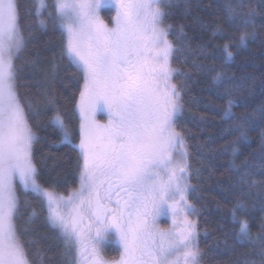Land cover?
<instances>
[{
	"label": "snow or ice",
	"instance_id": "snow-or-ice-1",
	"mask_svg": "<svg viewBox=\"0 0 264 264\" xmlns=\"http://www.w3.org/2000/svg\"><path fill=\"white\" fill-rule=\"evenodd\" d=\"M31 14L39 26L49 22L61 29L60 61L67 60L80 73L75 110L79 114V188L64 197L38 180L33 161L36 134L19 95L17 61L26 47L18 0H0V264H43V257L29 255L35 241H24L17 226L20 200L16 181L25 193L45 203L46 222L61 239L64 264H203L197 228L191 219L197 209L189 201L190 183L186 143L178 131L181 94L173 75L175 51L166 25L171 0H32ZM102 8L114 9L111 24ZM245 9H248L245 11ZM226 14L245 27L255 26V12L244 0H229ZM30 34V33H29ZM180 34L183 28L180 26ZM242 33L240 43L246 45ZM226 61L233 57L228 45ZM29 63L35 64L34 61ZM53 71L56 63H53ZM223 73L218 72L220 80ZM247 90L237 85L235 91ZM232 94V89H228ZM51 103V101H50ZM233 101L224 109L237 143L248 140V126L264 122V104L249 116L237 118ZM33 107L29 102L28 108ZM107 113V122L97 119ZM54 122L66 129L57 113ZM64 143L72 144L67 131ZM233 170L264 205V134L260 158ZM249 205L237 200L231 215L234 235L258 246L259 259L238 264H264V222L256 234L243 218ZM35 213H33V217ZM161 216L171 225L162 227ZM32 217L29 218L31 222ZM27 232V228L25 229ZM115 242L118 258L105 255Z\"/></svg>",
	"mask_w": 264,
	"mask_h": 264
},
{
	"label": "trees",
	"instance_id": "trees-1",
	"mask_svg": "<svg viewBox=\"0 0 264 264\" xmlns=\"http://www.w3.org/2000/svg\"><path fill=\"white\" fill-rule=\"evenodd\" d=\"M18 2L26 36V47L17 61L21 66L19 95L36 134L33 161L44 187L67 194L79 184L80 155L73 145L79 141V114L75 105L82 87L80 73L66 59H59L63 44L61 29L50 22L47 29L41 28L31 14L32 0ZM228 2L171 0L172 7L165 19L166 25L172 26L169 39L175 51L171 62L177 70L173 82L183 105L177 128L188 149L190 183L194 189L188 199L198 210L195 218L203 264H238L246 258L259 259L258 246L234 235L231 212L237 200L243 198L249 205L243 218L254 234L264 222V205L257 198L259 189L250 193L233 170L234 160L236 166L259 160L264 122L258 118L252 121L248 140L237 143L239 151L234 157L236 133L226 131L231 122L223 118L229 100L233 101L232 112L237 118L252 115L264 104V0H244L256 14L254 27L233 22L226 14ZM103 17L110 22L112 11H104ZM245 32L255 35H248L246 45H242L240 38ZM225 45L233 53L228 61L223 53ZM29 61H34V66ZM218 72L223 73L220 80L216 79ZM237 85L251 88V94L247 90L236 92ZM228 89L233 90L231 95ZM29 102L33 105L31 109ZM57 113L71 133L72 144L62 142V134L53 123ZM17 189L20 200L17 226L21 238L35 241V247H29V255L35 259L33 254L38 252L43 264H64L62 242L57 230L46 222L44 201L25 193L20 185ZM106 254L113 255L114 248H108Z\"/></svg>",
	"mask_w": 264,
	"mask_h": 264
},
{
	"label": "rangeland",
	"instance_id": "rangeland-1",
	"mask_svg": "<svg viewBox=\"0 0 264 264\" xmlns=\"http://www.w3.org/2000/svg\"><path fill=\"white\" fill-rule=\"evenodd\" d=\"M106 10H111L112 11V16H114V9H111V8H102L101 9V16L103 17V12L104 11H106ZM104 18V17H103ZM104 20L106 21V22H108L105 18H104ZM108 23H110L111 24V21L110 22H108ZM177 73V71L174 73V75H173V77L175 76V74ZM173 79V78H172ZM174 83V82H173ZM97 119L98 120H100L102 123H106L107 122V119H108V117H107V113L106 112H98L97 113ZM53 123L57 126V128L60 130V132H61V134H62V137H64V134H65V130L67 131V133H68V135H69V137H70V139H71V133H70V131H69V129L66 127V129H62L60 126H58L55 122H54V118H53ZM78 143H79V141L76 143V145H78ZM34 145V144H33ZM186 148H187V146H186ZM187 153H188V149H187ZM187 159H189L188 157H187ZM188 163H189V160H188ZM18 185H20L21 186V184H20V182H19V180H17L16 181V186H18ZM22 187V186H21ZM79 188V184H78V186L76 187V189H78ZM76 189H73V190H71L69 193H67V194H61V193H58V192H56L55 190H53L54 192H56L57 194H59V195H61V196H64V197H67V196H69L74 190H76ZM50 190H52V189H50ZM17 194H18V189H17ZM33 216V215H32ZM169 219V224H168V226H170L171 225V218H170V216H161L160 217V220H162V219ZM191 219L195 222V224H196V228H197V236H198V234H199V231H198V226H197V222H196V218H195V215L194 216H192L191 217ZM167 226V227H168Z\"/></svg>",
	"mask_w": 264,
	"mask_h": 264
},
{
	"label": "flooded vegetation",
	"instance_id": "flooded-vegetation-1",
	"mask_svg": "<svg viewBox=\"0 0 264 264\" xmlns=\"http://www.w3.org/2000/svg\"><path fill=\"white\" fill-rule=\"evenodd\" d=\"M169 219H162V220H159V223H160V225L162 226V227H167L168 226V224H169ZM118 245L115 243V242H111V243H108V244H106V246H105V255L108 257V258H111V259H115V258H118ZM108 248H114V254L112 255H107L106 254V250L108 249Z\"/></svg>",
	"mask_w": 264,
	"mask_h": 264
}]
</instances>
